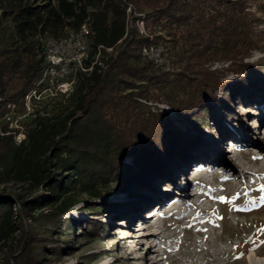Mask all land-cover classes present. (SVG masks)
Here are the masks:
<instances>
[{
  "label": "trees",
  "instance_id": "1",
  "mask_svg": "<svg viewBox=\"0 0 264 264\" xmlns=\"http://www.w3.org/2000/svg\"><path fill=\"white\" fill-rule=\"evenodd\" d=\"M251 2L0 0V181L49 189L48 199L25 203L41 232L48 231V224L61 231L67 223L59 219L64 209L79 203L80 195L101 198V190L115 180L120 190L143 186L151 190L149 182L166 178L176 184L170 172L178 162L189 164L206 155L198 134L209 122L221 127L226 117H234V100L252 102L264 93V64L247 61L253 51L264 49L262 20L251 11ZM131 4L146 12L153 30L168 39L157 32L141 36L130 31ZM85 24L92 33L91 58L100 46L103 49L100 64L90 74L77 73L66 104L47 106L45 116L28 119L26 139L20 144L12 134L1 135L9 131L2 120L8 105L20 106L38 85L46 66L44 39L63 38ZM146 46H163L168 68L148 59L143 54ZM109 48L112 54L106 51ZM217 61L230 62L227 70L237 75V82L210 70L208 65ZM87 64L90 67L91 62ZM160 103H167L186 128L162 112ZM254 105L260 109L264 104ZM217 107L224 116L214 117ZM173 170L184 173L180 167ZM59 201L63 204L51 212L37 214ZM14 213L12 202L0 197V250L9 249L20 231ZM84 223L94 227L90 221ZM35 243L24 252L27 258L36 253Z\"/></svg>",
  "mask_w": 264,
  "mask_h": 264
},
{
  "label": "rangeland",
  "instance_id": "2",
  "mask_svg": "<svg viewBox=\"0 0 264 264\" xmlns=\"http://www.w3.org/2000/svg\"><path fill=\"white\" fill-rule=\"evenodd\" d=\"M261 2L252 0L250 9L261 18L260 30L264 32ZM127 28L141 36L157 32L146 12L133 4L127 9ZM161 36L168 39L164 33ZM152 50L156 57L159 50ZM247 61L264 64V49L253 51ZM229 65L217 61L208 66L222 71L226 80L237 82V75L227 70ZM262 76L264 85V69ZM71 89L58 95L38 94L35 111L43 117L45 107L66 104ZM258 102L264 104V93L252 102L237 104L234 100V117H226L221 127L210 121L198 134L206 155L197 156L193 163L178 162L170 172L176 184L166 178L149 182L151 190H143L145 186L120 190L115 180L101 190V198L80 195L79 203L64 209L59 219L67 223L61 231L48 224V231L41 232L38 219L29 215L25 205L34 199H48L49 189L0 181V197L12 202L20 229L9 242L10 248L0 250V264H264V105L259 109L254 105ZM158 107L186 128L167 103ZM23 109L22 100L17 110L22 113ZM213 114L215 118L224 116L221 107L214 108ZM23 124L26 128V121ZM14 141L20 144L18 139ZM177 167L184 173L175 172ZM101 202L111 206L101 209ZM62 204L59 201L37 214L49 213ZM75 221L83 224L75 226ZM89 221L94 227L85 225ZM34 240L36 253L27 258L24 252Z\"/></svg>",
  "mask_w": 264,
  "mask_h": 264
},
{
  "label": "built area",
  "instance_id": "3",
  "mask_svg": "<svg viewBox=\"0 0 264 264\" xmlns=\"http://www.w3.org/2000/svg\"><path fill=\"white\" fill-rule=\"evenodd\" d=\"M91 29L86 24L83 25L78 31H70L65 37L60 39L46 38L44 39L45 53H46V66L42 72V76L38 81L37 87L25 96L24 110L19 113L17 106L14 104L8 105V112L2 120L8 124L9 131L1 133V135L12 134L19 143L26 139V128L23 122L28 119H36L40 116L39 110L35 111L37 95L42 92H55L57 95L65 89H71V95L77 84V73L91 72L96 61L100 59L103 49L100 46L94 58H91ZM155 48L159 50L156 57L153 55ZM106 51L112 52L113 49L109 48ZM143 54L159 66L168 68V63L165 60V53L162 48L150 46L145 48ZM87 61L91 62L90 67ZM100 64V63H99Z\"/></svg>",
  "mask_w": 264,
  "mask_h": 264
}]
</instances>
